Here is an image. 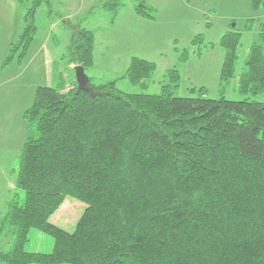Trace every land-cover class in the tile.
I'll use <instances>...</instances> for the list:
<instances>
[{"label":"trees","instance_id":"16d2710c","mask_svg":"<svg viewBox=\"0 0 264 264\" xmlns=\"http://www.w3.org/2000/svg\"><path fill=\"white\" fill-rule=\"evenodd\" d=\"M44 2L50 0H34L23 17L3 68L26 55L35 9ZM124 5L104 0L103 7L114 21ZM253 7L264 11V0ZM133 9L155 18L144 0H134ZM241 37L231 30L220 40L222 80L237 75ZM202 42V35L193 39L197 52ZM94 46L92 30L72 34L67 55L74 69L94 64ZM191 53L182 51L180 60ZM156 70L155 62L134 56L125 77L146 88ZM166 77L157 93L91 77L96 95L63 77L36 88L24 111L29 129L16 179L25 199H11L0 221V235H12L0 264H264V102L211 98L203 87L191 89L197 96L176 95L180 71L171 68ZM238 90L264 93V24ZM67 196L89 206L73 231L51 221ZM31 228L54 237L51 252L25 250Z\"/></svg>","mask_w":264,"mask_h":264},{"label":"rangeland","instance_id":"374dc122","mask_svg":"<svg viewBox=\"0 0 264 264\" xmlns=\"http://www.w3.org/2000/svg\"><path fill=\"white\" fill-rule=\"evenodd\" d=\"M124 1L125 9L121 16L117 11L115 22L112 21L113 13L103 7L104 0L41 3L35 9V39L26 55L19 60L15 57L3 71L0 69V221L11 199L17 198L20 202L25 199V192L16 186V179L29 129L24 111L32 105L36 88L55 85L60 77L69 81L75 79V69L67 55L72 36L70 22L95 34V65L86 73L98 82L115 81L123 91L157 93L167 82V71L176 68L182 77L180 87L174 90L176 95L197 96L198 91L191 94V89L203 87L211 98L223 95L234 100L248 98L264 102V93L252 95L238 90V76L244 68V59L249 47L259 41L264 24V11H256L253 0H192L190 3L184 1V5L177 0H144L155 10L153 20L133 13L134 0ZM33 3L34 0H0V66L10 45L19 39L25 24L23 17ZM127 11L132 14L128 15ZM231 30L241 33L242 37L237 75L225 81L221 79L225 50L220 40ZM197 35H202L204 41L199 44L202 46L200 52L192 45ZM187 49L192 53L186 62H182L180 53ZM134 56L157 65L146 88L133 86L125 77ZM88 207L85 202L67 196L51 216V221L68 229L65 225L73 227ZM54 243L52 235L31 228L25 250L48 253L53 250ZM11 244L9 232L0 235V250L9 249Z\"/></svg>","mask_w":264,"mask_h":264},{"label":"water","instance_id":"95a60500","mask_svg":"<svg viewBox=\"0 0 264 264\" xmlns=\"http://www.w3.org/2000/svg\"><path fill=\"white\" fill-rule=\"evenodd\" d=\"M75 79L78 84V91L88 92L92 95H96L97 92L90 86V77L87 75L83 65L79 64L75 66Z\"/></svg>","mask_w":264,"mask_h":264},{"label":"crops","instance_id":"0c3cea01","mask_svg":"<svg viewBox=\"0 0 264 264\" xmlns=\"http://www.w3.org/2000/svg\"><path fill=\"white\" fill-rule=\"evenodd\" d=\"M177 1H179V2H177V3H180V4H183L184 5V0H177ZM123 7V8H122ZM122 7H120L119 8V15L121 16V14H122V11H124V9H125V7L124 6H122ZM131 9H132V11H133V13H135V11H134V9H133V6H131ZM124 13V12H123ZM127 14L128 15H131L132 14V12H130V11H127ZM137 17H140V16H138L137 14H135ZM64 19H66V20H69L67 17H63ZM142 18V17H141ZM113 22H115V21H113ZM2 25V18L0 19V26ZM69 26L71 27V34H73L74 32H76V30L79 28V27H81L79 24H77V23H69ZM36 35V34H35ZM35 39V38H34ZM33 42H34V40H33ZM32 42V43H33ZM95 58H96V48L94 47V62H95ZM3 62V61H2ZM1 65H2V63H1ZM94 65L95 64H93L91 67H89L88 69L89 70H93L94 69ZM71 67H73V64H71ZM0 69L3 71V67L2 66H0ZM68 77H70V75L68 76ZM91 78H93V76H91ZM69 79V78H68ZM71 80V79H70ZM93 80H95L94 78H93ZM68 81V80H67ZM95 81H97V80H95ZM70 82H72V81H70ZM98 82V81H97ZM54 223V222H53ZM60 223H62V222H60ZM64 225H65V223H64ZM72 225V224H71ZM76 225H77V223L75 222L72 226L73 227H68L67 225H65L66 227L65 228H68V229H66V230H68V231H73L74 229H75V227H76ZM62 228H64V227H62Z\"/></svg>","mask_w":264,"mask_h":264}]
</instances>
